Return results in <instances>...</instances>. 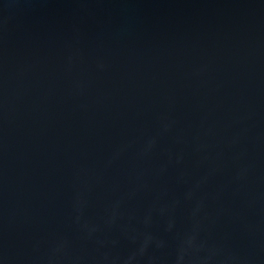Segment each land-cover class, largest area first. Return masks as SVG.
Segmentation results:
<instances>
[{
	"label": "water",
	"instance_id": "obj_1",
	"mask_svg": "<svg viewBox=\"0 0 264 264\" xmlns=\"http://www.w3.org/2000/svg\"><path fill=\"white\" fill-rule=\"evenodd\" d=\"M0 264H264V0H0Z\"/></svg>",
	"mask_w": 264,
	"mask_h": 264
}]
</instances>
